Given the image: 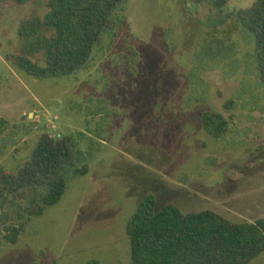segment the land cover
<instances>
[{
  "label": "rangeland",
  "instance_id": "374dc122",
  "mask_svg": "<svg viewBox=\"0 0 264 264\" xmlns=\"http://www.w3.org/2000/svg\"><path fill=\"white\" fill-rule=\"evenodd\" d=\"M214 2L126 0L89 65L52 79L8 60L45 0L0 2V168L17 172L44 133L71 138L78 167L88 166L67 175L61 202L16 244L5 228L27 218L0 206V264H131L126 227L148 195L156 212L171 204L235 223L264 218V86L254 37L236 17L255 0ZM208 112L230 121L220 140L203 126Z\"/></svg>",
  "mask_w": 264,
  "mask_h": 264
},
{
  "label": "trees",
  "instance_id": "16d2710c",
  "mask_svg": "<svg viewBox=\"0 0 264 264\" xmlns=\"http://www.w3.org/2000/svg\"><path fill=\"white\" fill-rule=\"evenodd\" d=\"M37 0H0L9 6H25ZM229 0H215L221 9ZM126 0H45L43 14L34 12L19 28V54L8 56L21 71L38 78L74 75L92 61L94 51L108 33L118 27L116 10ZM242 28L255 40V61L264 86V0L236 13ZM205 130L216 140L230 130L222 114L203 115ZM71 138L44 133L30 158L15 173L0 168V206L16 208L18 225L5 228L7 243L16 244L34 217L61 202L67 190V175L88 173L77 165ZM126 233L131 264H251L264 253V218L235 223L211 211L185 213L175 205L156 212V197L143 198L129 219ZM84 264H102L90 260Z\"/></svg>",
  "mask_w": 264,
  "mask_h": 264
}]
</instances>
